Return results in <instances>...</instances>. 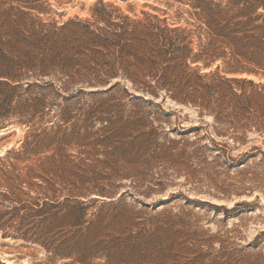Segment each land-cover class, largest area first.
I'll list each match as a JSON object with an SVG mask.
<instances>
[{"label": "rangeland", "instance_id": "374dc122", "mask_svg": "<svg viewBox=\"0 0 264 264\" xmlns=\"http://www.w3.org/2000/svg\"><path fill=\"white\" fill-rule=\"evenodd\" d=\"M195 71L264 83V0H0V82L8 83L0 84V196L28 199L24 191L84 207L78 225L51 234L82 241L70 256L3 227L0 264H264V162L256 165L264 135L250 133L246 147L233 149L202 108L175 101ZM143 121L161 142L192 147L208 132L196 146L228 142L233 158L258 149L241 166L202 151L193 162L162 157L117 174L102 152L74 143L68 169L45 170L46 181L31 187L14 180L32 162L12 166L6 153L30 132L104 126L127 136ZM195 126L203 127L197 136L176 134ZM1 199L0 210L18 205Z\"/></svg>", "mask_w": 264, "mask_h": 264}, {"label": "trees", "instance_id": "16d2710c", "mask_svg": "<svg viewBox=\"0 0 264 264\" xmlns=\"http://www.w3.org/2000/svg\"><path fill=\"white\" fill-rule=\"evenodd\" d=\"M120 35L118 34L117 36ZM157 49L154 46L152 51ZM137 50V48H133L132 51L137 53ZM144 56L145 54L141 53V59L145 61ZM245 56L248 57L246 54ZM231 68L229 70L231 72L242 71L239 67ZM149 69L151 70L150 65L142 68V75H150ZM195 72L194 83L190 84L191 80L186 82V88H189L187 86L189 84L192 87L190 91L184 97H173L175 101L182 104L188 102L202 108L204 114L201 113L200 116H210L212 119L210 127L213 132L226 141H230L233 149L246 147L249 143L250 133L257 132L264 135V83H256L252 79L246 78L220 77L217 72L213 74L214 77L208 76L210 73ZM6 76L9 77V75ZM3 83L8 85L7 82H0V84ZM155 86L156 89L162 88L160 83L155 84ZM16 87L18 85L12 86V89ZM201 89H203V93L197 95V92ZM162 113L166 116L169 114L164 111ZM130 128L135 133L127 136L123 133L125 129L114 133L104 131L107 129L104 126L93 132H80L74 129L65 132L66 130H63L61 126L30 132L24 138L20 148L9 150L6 153L9 159L15 161L11 163L12 166H16L18 161L32 162L31 165L24 167V176L17 175L14 180H20V185L24 184L31 187L33 185L32 182H34L32 181L33 179L38 178L46 181L43 174L45 170L50 169L51 172H54L55 170L61 171L63 168L68 169L64 165L67 156L66 148L69 144L74 143L82 144L85 146V150L88 148L90 152H102L103 155L109 158L108 162H106L111 167L113 166L117 174H123L126 168L129 169V166L131 168L136 164L149 166L154 159L162 157H180L193 162V159L197 158L202 151L215 152L218 159L224 157L229 167L241 166L245 164V160L254 152L253 149H258L251 147L246 152L240 153L233 158L228 155V142H215L214 138H209V143L196 146L195 144L199 140L208 138V132L199 136L198 132L203 129V127L199 126L184 131L176 130V134L178 133L179 136L190 134L197 136L198 134L192 147L187 141L182 146H179V139L166 138V142L158 141L156 129L149 128L144 121L139 122L136 127L131 126ZM130 152L134 153L133 159L131 161L125 160L126 155ZM258 153L260 159L256 165L260 167L264 162V153L261 151H258ZM122 161H124V165L119 164ZM203 163H206L205 159ZM245 171L242 169L241 173L243 174ZM10 178L13 179L12 176ZM237 181L243 183L244 179L240 178ZM226 191L230 192V190H224L223 192ZM22 193L28 199H19L9 193L1 194L0 197L3 198V201L16 202L18 205L7 206L4 210H0V228H16V231L20 232L26 239L42 245L47 251L50 250L55 255L70 256L72 254V251L69 250L70 246L78 245L82 241L79 240L73 244L75 241L73 239L65 238L59 240L55 239L51 234L55 227L78 225L81 217H83L84 207L82 204L54 201L53 198L52 200L39 201L38 198L29 196L28 192L22 191ZM239 205L240 203L235 204L236 207ZM214 207L218 209V207ZM86 257L87 253L82 255L81 259L85 260Z\"/></svg>", "mask_w": 264, "mask_h": 264}]
</instances>
